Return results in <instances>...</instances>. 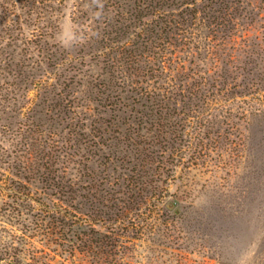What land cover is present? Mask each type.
<instances>
[{
  "label": "rangeland",
  "instance_id": "1",
  "mask_svg": "<svg viewBox=\"0 0 264 264\" xmlns=\"http://www.w3.org/2000/svg\"><path fill=\"white\" fill-rule=\"evenodd\" d=\"M136 1L0 0V257L28 242L52 264L99 260L54 244L45 222L36 229L31 206H40L11 189L52 205L57 188L47 177L56 169L74 183L80 242L110 224L97 212L111 215L112 199L125 201L127 216L114 225L123 247L103 264H264V0H196V19L185 16L199 38L187 52L178 48L172 76L177 95L188 84L197 97L184 106L177 96L159 126L155 109L101 106L87 85L110 79L109 58L141 51L137 34L150 18L130 20ZM215 64V83L199 86L196 74ZM136 133L147 143L137 145ZM137 172L143 202L134 196Z\"/></svg>",
  "mask_w": 264,
  "mask_h": 264
},
{
  "label": "trees",
  "instance_id": "2",
  "mask_svg": "<svg viewBox=\"0 0 264 264\" xmlns=\"http://www.w3.org/2000/svg\"><path fill=\"white\" fill-rule=\"evenodd\" d=\"M139 3H142V5H139ZM135 4L138 6L135 9L137 15H130V20L140 21L141 19H147V17L150 18L144 21L143 25H141V32L137 34L142 47L141 51L139 49H126L121 57L109 58L105 63L110 74V79L87 81V85L92 86L93 90H96L95 94L97 96L92 101L101 106H115L119 107V109L130 107L131 111H137L135 110L136 106L148 110L155 109L159 113L157 116L159 121L157 122V126H159L168 120L167 113L173 108L177 96L182 97L180 102L184 106H189L186 98L188 101H192V95L196 96L188 84L182 85L177 95L175 93L174 76H172L173 71L177 68V60L180 59L177 55L178 48L182 53L187 52L190 49V45L194 43V40L199 38V34L195 35V32L192 31L193 23L191 20H187L186 17L192 14L193 18L196 19L195 12L197 11L194 7L196 0H138ZM181 6H185V9L178 14L165 11L172 7L178 8ZM175 16L179 18L177 19ZM125 19L128 20V18ZM130 27L127 26L125 29H129ZM131 45L136 46L137 44ZM141 62H143L142 65L140 64ZM218 65L215 64L212 68L207 69L204 72L206 75L200 76L196 74L201 80L198 82L199 86L205 85L204 87H206L209 81L215 80L213 74L210 72L213 68H218ZM125 70H131L132 74L140 77V79L138 81L134 80V82L129 81V75H123L126 72ZM213 73L217 74V71L214 70ZM115 78L118 80L114 82ZM213 83L215 82L212 81ZM188 93L190 94L189 96L186 95ZM212 96L214 95L210 94V97ZM202 101L206 105L209 103L205 101V98H202ZM87 106L89 108L90 105ZM164 112L165 115H163ZM142 119H135V122L142 126ZM186 120L184 119L185 123L187 122ZM168 128V124H164L161 127H157V132H159V135L162 134V138H165L168 134ZM100 129L102 130V128ZM127 130L129 133L126 132V137L130 141L133 139L132 130L134 128L130 126ZM136 136L142 139L140 143L137 142V145H141L142 142H145L144 144L147 143L144 140V136L137 135V133ZM148 143L150 145L153 142ZM132 144L133 146L135 145L134 143ZM153 154L155 152H149V160L155 158ZM55 170H49L47 177L48 184L57 188L56 193L53 195L58 196V201L52 202V205L38 198L31 197V192H22L21 186L19 190H16L17 186H15V189L10 187L15 194L17 192L22 193L23 196L30 197L31 200L40 206L38 208L31 206V208L36 209L33 216L34 220H38V222H35L36 229L42 228L45 222L44 229L52 236L51 240L54 244L63 247L64 251L66 249L72 253L75 250L80 252L86 251L94 256H98V264L105 263L108 257L118 255L116 250L123 247V241L121 239L122 235L118 230L119 228L116 227L117 225H114L123 222L127 216V209L121 208L122 206L119 204V202L125 204V201L119 197L112 199L113 203L110 208L113 212L111 215L109 213L97 212L99 217L96 220L102 222V224H106V222L110 224L105 225V232L92 227L91 233L97 235L96 240H93V238L80 242L79 240L81 239L74 229L78 227L77 225L81 220L78 215V207L73 205V201L76 199V190L73 187L74 183L71 178L60 180ZM143 177L144 175L137 172L131 178L133 186L135 185L134 183L140 184L141 188H137V195L133 193L140 202L149 198L146 195V190L142 189L143 181L141 179ZM153 189L156 190L155 193L162 191V189ZM21 243H23V240ZM25 245L29 246L26 250L16 248V255L13 258L6 259L5 257H0V261H4L5 264H52L48 251L32 247L28 242Z\"/></svg>",
  "mask_w": 264,
  "mask_h": 264
},
{
  "label": "water",
  "instance_id": "3",
  "mask_svg": "<svg viewBox=\"0 0 264 264\" xmlns=\"http://www.w3.org/2000/svg\"><path fill=\"white\" fill-rule=\"evenodd\" d=\"M168 208L173 210L175 208V204L173 202L168 203ZM176 213H179V209H175Z\"/></svg>",
  "mask_w": 264,
  "mask_h": 264
}]
</instances>
